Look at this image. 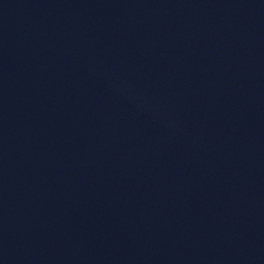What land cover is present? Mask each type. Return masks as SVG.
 Masks as SVG:
<instances>
[{"label": "water", "instance_id": "1", "mask_svg": "<svg viewBox=\"0 0 264 264\" xmlns=\"http://www.w3.org/2000/svg\"><path fill=\"white\" fill-rule=\"evenodd\" d=\"M0 264H264V0H0Z\"/></svg>", "mask_w": 264, "mask_h": 264}]
</instances>
